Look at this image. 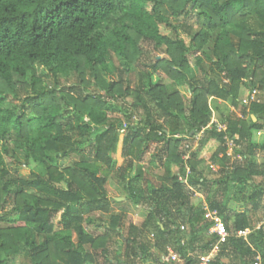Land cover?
<instances>
[{"label":"trees","instance_id":"1","mask_svg":"<svg viewBox=\"0 0 264 264\" xmlns=\"http://www.w3.org/2000/svg\"><path fill=\"white\" fill-rule=\"evenodd\" d=\"M243 89L257 90L258 101L242 105ZM259 93L264 0H0V264H135L146 254L148 226L159 241L172 236L179 246L177 220L186 217L191 233L203 222L202 210L192 214L195 192L211 199L224 193V202L209 200L221 213L235 189L242 193L264 176L253 160L258 147L264 151V135L260 146L252 142L264 131ZM211 101L240 106V115L216 107L214 124ZM114 111L125 122L110 119ZM230 142L242 163L228 157ZM151 144L159 186L143 180L142 155ZM121 158L128 169L136 162L133 177ZM7 159L30 175L11 171ZM209 164L219 167L214 180ZM174 167L184 179L190 171L186 183ZM113 174L124 203L108 198ZM259 189L249 197L253 208ZM112 205L149 213L125 235L126 213ZM234 219L210 264H220L230 247L252 264L250 245H264L261 231L237 238L250 224L244 213ZM117 235L123 253L114 247Z\"/></svg>","mask_w":264,"mask_h":264},{"label":"crops","instance_id":"2","mask_svg":"<svg viewBox=\"0 0 264 264\" xmlns=\"http://www.w3.org/2000/svg\"><path fill=\"white\" fill-rule=\"evenodd\" d=\"M251 119L255 122L256 120H254L252 118V116H250ZM256 135L258 136V139L262 138L261 136L264 135V131H256ZM254 134L252 139L254 138ZM255 139V138H254ZM261 144V143H260ZM259 146V145H258ZM259 153L264 154V151L258 147L256 150V155L258 157ZM239 156V155H238ZM240 157V156H239ZM255 157V156H254ZM253 157V160H254ZM256 159V158H255ZM254 164L256 166L255 170L260 173L264 171V161H261V163L258 161V159H256L254 161ZM175 167L173 169V172L175 171ZM210 169V168H208ZM217 170H219L218 166H215V171L217 173ZM214 171V172H215ZM208 179H210V177H208ZM212 181V180H211ZM259 187L264 188V176L262 177H256L252 182H249V184L247 186H245V188H243L242 193L238 192L236 189V191L234 190L230 196L227 198L228 201L226 203V208L223 209L221 211V213H219L216 210H211L209 208V200L210 202L217 201V202H224L225 201V194H220L216 196V199H211V197L209 196V194L207 193H202V192H195L194 195L191 198V205L193 207V212L192 214L197 213L198 211L202 210L203 212V219H201V224L203 225H197L195 227V231H193L192 233L194 234V236H191V231L189 229V225L186 222V217L185 220H183L182 218L177 220V223L182 225L181 227H184L183 230L180 229L179 236H180V243L179 246L175 245L173 243V237L172 236H168L167 240H165V242L163 241H159V239L161 238L157 232L150 226H148L145 229H142V238L143 241L146 242V254L140 258H138V260H136L135 264H197L198 262V257L202 254H206V253H210L212 247L215 245L214 240L216 239V235L211 233V228L213 227V222L210 221V219L208 218L209 213L211 212H215L216 215L223 221L224 218H229L228 222H227V227H228V233L231 232L233 233V224H234V215L235 213H239L242 214L244 213L247 218L249 219V228L245 229V230H240V231H245L246 235L239 237L237 236V234L235 233V236L237 238H242L243 240L247 241L248 236L252 233L256 234L257 231H261L263 234L261 235V239L264 240V192L263 194L254 196L255 197V203H257V208H253V203L252 201L249 199V197L251 196V194L253 193V191H256L259 189ZM247 188H250V192L246 193ZM107 189V188H106ZM260 190V189H259ZM108 193V198L115 200L116 202L119 203H124L126 200V196H122V197H115L113 195H111V192L107 190ZM119 199V200H116ZM126 204V203H125ZM130 208L129 205H112V210L115 212H118L120 210H122L124 213H126V221L129 222L126 225H129L130 223L136 227H141L142 224L145 222L146 217L148 216V209L146 210V212H144V218L137 223H132L131 217V213L132 210L128 209L129 212H125V208ZM124 208V209H123ZM242 208V209H240ZM131 212V213H130ZM201 212V213H202ZM96 216H98V214H96ZM136 215H133L132 217H134ZM189 218V215L187 216V219ZM103 224V223H102ZM160 228L163 230V225L160 224L159 225ZM126 227L125 226L122 230V233H124L125 235L127 234L126 231ZM173 229H176L173 227ZM238 232V231H237ZM255 236V235H254ZM166 237V236H165ZM257 238V237H256ZM116 239H119V237H117ZM257 242V241H256ZM255 243V242H254ZM251 244L250 246L252 247L253 251L255 252V259L253 261V263L256 261L257 258L260 259V263L262 264V255L264 254V245L260 246L258 244ZM256 246V247H255ZM114 247L116 250H120V253H123L124 251V246L123 244L117 242L114 244ZM207 249H210L208 252H206ZM229 250V251H228ZM170 252H173L175 254H177L178 258L176 260H171L169 258V254ZM217 253L212 254V261L215 262L216 258H217ZM227 253L226 256H224L223 258L220 259V264H243L242 259L238 258L234 252H231V247L229 249H227V251L225 252ZM118 256V255H117ZM116 255L113 254V256L111 257V260L114 259L115 257H117ZM122 258V256H121ZM100 264L103 263V259L99 260ZM252 263V264H253Z\"/></svg>","mask_w":264,"mask_h":264},{"label":"rangeland","instance_id":"3","mask_svg":"<svg viewBox=\"0 0 264 264\" xmlns=\"http://www.w3.org/2000/svg\"><path fill=\"white\" fill-rule=\"evenodd\" d=\"M167 32H169V30H167ZM113 61L115 64H118L119 61L116 60V58L113 57ZM191 65H193V59L191 60ZM194 73H196V69H194ZM156 79V76H153V80ZM73 78L69 80V82H66V86L69 87L70 85L73 84ZM180 91L185 95V97L188 98V94L186 93V90L184 89V87H181L180 88ZM247 90H242L241 92V95H240V99L242 97H244V95L246 94ZM259 98L260 100H264V94H262V96L260 95L259 93ZM17 102H15L16 104ZM211 107H212V120L214 122H217L215 118H219L220 117V114L216 111V107L220 109V113H223V114H227V113H231L233 112L234 114L236 115H240V106L239 108H236V109H233L232 107H230L229 105H227L226 103H223L221 101H211ZM110 115V119H118L119 121L121 122H125L124 119H123V115L122 112H119V111H114L112 114H109ZM135 119H140L142 116L140 114H137L135 113ZM254 138L252 139V142L253 144L255 145H261L260 143H262L263 141V136H261L262 138L258 139V136L256 135V132H254ZM201 136H198L196 137L195 139L199 140ZM155 152V144H151L147 151L144 153V155H142V163L141 165L143 166V169H144V174H143V180H147V182H150L152 185L154 186H159L160 184V177H161V168L160 166L156 165V164H152L154 162V158H153V154ZM229 155L228 157H230L231 161L234 162L236 161V163L240 164L242 163L243 161L241 160V158L238 156V155H235L232 151V149L229 148L228 152ZM119 155H120V152H119ZM189 157V155H188ZM258 159V161L261 163V161H264V154L262 153H259L258 157L257 155L255 154V157H254V161L256 159ZM128 160L129 159H124V158H121L120 160V166L122 167V170H124V172L126 174H128V176L130 177H133L135 175V170H136V162H134L133 164V167L132 169H128L127 167V163H128ZM71 161H66L65 164H68L70 163ZM7 163H8V168L13 171L15 168L18 172V174L22 177H28L30 175V169L23 166L22 164H17L16 162H12V160H9L7 159ZM174 168H172V171H173ZM218 172V170H217ZM175 174H178L179 172H177V170L175 169V171L173 172ZM208 177H210V179H216L218 178V174L216 173V171L214 172L213 170L209 169L206 171ZM186 180V179H185ZM106 188L108 191L111 192V195L115 196V197H122V196H126V194L124 193V191L122 190V185L119 183V179H117V177L115 176V174H113L111 176V178L108 180L107 184H106ZM250 192V188H247L246 190V193H249ZM130 207V206H129ZM124 209V208H123ZM128 209L132 210L133 213H131V216H128V217H131V220L130 222L132 221V223H137L139 224L138 222L140 221L139 218H141V220L145 217L144 216V212H146V208H142V207H130V208H125V212H129ZM242 209V208H240ZM148 211V210H147ZM133 215H136L134 217H132ZM94 217H98L97 219H100L102 221H108V216L106 215H102V214H98V216H96V214H94ZM139 217V218H138ZM129 222V219L128 221H126V224ZM127 226V225H126ZM118 237L115 236V239L113 240L115 243L119 242L122 244L121 242V239H116Z\"/></svg>","mask_w":264,"mask_h":264},{"label":"built area","instance_id":"4","mask_svg":"<svg viewBox=\"0 0 264 264\" xmlns=\"http://www.w3.org/2000/svg\"><path fill=\"white\" fill-rule=\"evenodd\" d=\"M257 94L258 91L257 90H251V91H247L246 94L244 95V97L241 98V104L242 105H248L252 102H257ZM212 123H216L212 120ZM217 128L218 130L220 129H224V126L222 125H218L217 124ZM178 137V136H176ZM197 141V139H195ZM232 143L230 142V149H232ZM229 155V153H228ZM185 159L189 158L188 155H186L184 157ZM209 168L213 171H215V166L209 164ZM190 171L188 169H185V179H187V177L189 176ZM177 176L179 177L180 180H183L184 183H186L185 179L181 177V175L177 174ZM208 218L210 219V221L213 222V227L211 228V233L215 234L217 237V241L215 243V245L212 247L210 253H206V254H202L198 257V262L197 264H210L211 260H212V254L218 252L219 250V246L222 243H225L227 238L229 237V233L226 229L225 224L223 223V221L216 215L215 212H211L208 215ZM181 230L184 229V227H180ZM237 236L242 237L246 235L245 231H238ZM169 258L171 260H176L178 258L177 254L170 252L169 254ZM253 264H261L260 263V259L257 258L256 261Z\"/></svg>","mask_w":264,"mask_h":264},{"label":"water","instance_id":"5","mask_svg":"<svg viewBox=\"0 0 264 264\" xmlns=\"http://www.w3.org/2000/svg\"><path fill=\"white\" fill-rule=\"evenodd\" d=\"M252 118H253L254 120H256V118H255L254 116H252ZM116 200H119V199H116Z\"/></svg>","mask_w":264,"mask_h":264}]
</instances>
